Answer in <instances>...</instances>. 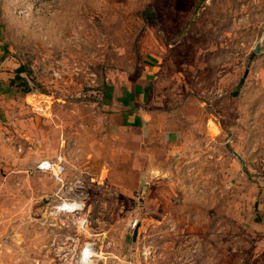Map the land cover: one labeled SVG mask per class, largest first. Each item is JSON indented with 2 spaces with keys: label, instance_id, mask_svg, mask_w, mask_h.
Returning a JSON list of instances; mask_svg holds the SVG:
<instances>
[{
  "label": "rangeland",
  "instance_id": "1",
  "mask_svg": "<svg viewBox=\"0 0 264 264\" xmlns=\"http://www.w3.org/2000/svg\"><path fill=\"white\" fill-rule=\"evenodd\" d=\"M0 39V263L264 264V0H0Z\"/></svg>",
  "mask_w": 264,
  "mask_h": 264
},
{
  "label": "crops",
  "instance_id": "2",
  "mask_svg": "<svg viewBox=\"0 0 264 264\" xmlns=\"http://www.w3.org/2000/svg\"><path fill=\"white\" fill-rule=\"evenodd\" d=\"M19 73H21L20 65L15 64L13 60L7 57L6 47L0 43V149L4 147L6 142V126L4 120L11 114L9 109L5 106V93L12 92V89H15L17 86L23 84V80L21 78L23 74ZM14 110L18 111L17 109ZM149 113L150 112L146 111L145 108L141 106L137 114H133L136 116L138 124H140V120H143L144 123H146V120L148 119H145V116H149ZM257 205L264 220V198L260 199Z\"/></svg>",
  "mask_w": 264,
  "mask_h": 264
},
{
  "label": "built area",
  "instance_id": "3",
  "mask_svg": "<svg viewBox=\"0 0 264 264\" xmlns=\"http://www.w3.org/2000/svg\"><path fill=\"white\" fill-rule=\"evenodd\" d=\"M34 111L45 116L49 113L50 105L35 104ZM44 113V114H43ZM43 165V167H42ZM64 158L59 156L54 160H43L36 165L35 172L48 173L54 181L62 182L65 173ZM83 257V254H82ZM3 264V263H0Z\"/></svg>",
  "mask_w": 264,
  "mask_h": 264
},
{
  "label": "bare ground",
  "instance_id": "4",
  "mask_svg": "<svg viewBox=\"0 0 264 264\" xmlns=\"http://www.w3.org/2000/svg\"><path fill=\"white\" fill-rule=\"evenodd\" d=\"M72 207L74 208V207H77V206L76 205H67V206H65V208H70V209H72Z\"/></svg>",
  "mask_w": 264,
  "mask_h": 264
},
{
  "label": "water",
  "instance_id": "5",
  "mask_svg": "<svg viewBox=\"0 0 264 264\" xmlns=\"http://www.w3.org/2000/svg\"><path fill=\"white\" fill-rule=\"evenodd\" d=\"M257 50H259V46L257 47Z\"/></svg>",
  "mask_w": 264,
  "mask_h": 264
},
{
  "label": "trees",
  "instance_id": "6",
  "mask_svg": "<svg viewBox=\"0 0 264 264\" xmlns=\"http://www.w3.org/2000/svg\"><path fill=\"white\" fill-rule=\"evenodd\" d=\"M155 14H153V16H154Z\"/></svg>",
  "mask_w": 264,
  "mask_h": 264
},
{
  "label": "clouds",
  "instance_id": "7",
  "mask_svg": "<svg viewBox=\"0 0 264 264\" xmlns=\"http://www.w3.org/2000/svg\"><path fill=\"white\" fill-rule=\"evenodd\" d=\"M42 167H43V165H42Z\"/></svg>",
  "mask_w": 264,
  "mask_h": 264
}]
</instances>
